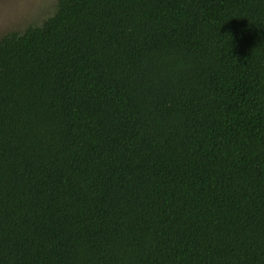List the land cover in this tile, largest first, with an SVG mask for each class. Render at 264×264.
<instances>
[{
  "label": "trees",
  "instance_id": "obj_1",
  "mask_svg": "<svg viewBox=\"0 0 264 264\" xmlns=\"http://www.w3.org/2000/svg\"><path fill=\"white\" fill-rule=\"evenodd\" d=\"M0 264H264V0H58L3 35Z\"/></svg>",
  "mask_w": 264,
  "mask_h": 264
},
{
  "label": "rangeland",
  "instance_id": "obj_2",
  "mask_svg": "<svg viewBox=\"0 0 264 264\" xmlns=\"http://www.w3.org/2000/svg\"><path fill=\"white\" fill-rule=\"evenodd\" d=\"M58 0H0V39L28 26L41 25L55 13Z\"/></svg>",
  "mask_w": 264,
  "mask_h": 264
}]
</instances>
